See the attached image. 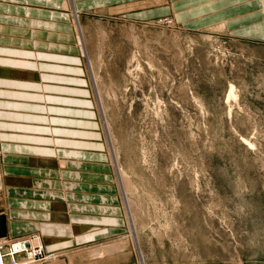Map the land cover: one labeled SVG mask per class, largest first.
Masks as SVG:
<instances>
[{
	"label": "rangeland",
	"instance_id": "374dc122",
	"mask_svg": "<svg viewBox=\"0 0 264 264\" xmlns=\"http://www.w3.org/2000/svg\"><path fill=\"white\" fill-rule=\"evenodd\" d=\"M119 2L82 24L74 13L75 68L91 90L75 99L76 121L89 124L121 208L119 234L97 246L122 264H264L259 18L248 35L198 26L178 2Z\"/></svg>",
	"mask_w": 264,
	"mask_h": 264
},
{
	"label": "crops",
	"instance_id": "0c3cea01",
	"mask_svg": "<svg viewBox=\"0 0 264 264\" xmlns=\"http://www.w3.org/2000/svg\"><path fill=\"white\" fill-rule=\"evenodd\" d=\"M119 1L152 0H0V242L38 234L54 256L36 264H122L121 251L97 246L119 234L121 208L106 157L90 152L89 124L76 121L75 99L91 90L74 57V13L82 24ZM173 2L198 26L240 24L249 35L258 17L264 33V0H169L162 9Z\"/></svg>",
	"mask_w": 264,
	"mask_h": 264
},
{
	"label": "built area",
	"instance_id": "2783aa9c",
	"mask_svg": "<svg viewBox=\"0 0 264 264\" xmlns=\"http://www.w3.org/2000/svg\"><path fill=\"white\" fill-rule=\"evenodd\" d=\"M53 256L45 250L38 234L0 242V264H36Z\"/></svg>",
	"mask_w": 264,
	"mask_h": 264
},
{
	"label": "bare ground",
	"instance_id": "6f19581e",
	"mask_svg": "<svg viewBox=\"0 0 264 264\" xmlns=\"http://www.w3.org/2000/svg\"><path fill=\"white\" fill-rule=\"evenodd\" d=\"M120 171H122V170H120ZM126 176L127 175H125V174H123V178H124V180L126 181ZM127 184V183H126ZM100 247V246H99Z\"/></svg>",
	"mask_w": 264,
	"mask_h": 264
}]
</instances>
